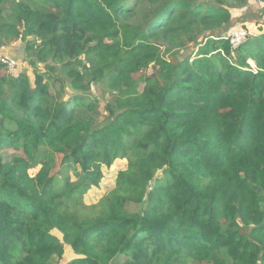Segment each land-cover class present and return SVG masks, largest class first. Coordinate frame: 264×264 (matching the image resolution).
Returning a JSON list of instances; mask_svg holds the SVG:
<instances>
[{
	"label": "trees",
	"instance_id": "16d2710c",
	"mask_svg": "<svg viewBox=\"0 0 264 264\" xmlns=\"http://www.w3.org/2000/svg\"><path fill=\"white\" fill-rule=\"evenodd\" d=\"M230 23L226 0H0L61 82L0 73V264H264V32L233 50Z\"/></svg>",
	"mask_w": 264,
	"mask_h": 264
},
{
	"label": "rangeland",
	"instance_id": "374dc122",
	"mask_svg": "<svg viewBox=\"0 0 264 264\" xmlns=\"http://www.w3.org/2000/svg\"><path fill=\"white\" fill-rule=\"evenodd\" d=\"M226 6L232 12V24L230 23L226 30L228 37L231 33L237 32L238 29H232V27H241V30L245 32V38L252 35V30L255 32L262 34L264 32V0H246L245 4H240L238 0H226ZM232 25V27H230ZM250 28V29H249ZM249 30V31H248ZM20 37H17L14 41L6 40L0 36V46H6L9 48V53L12 56L17 57L18 60L23 62L24 65V72L28 73L29 80L31 84L34 83V74L33 71H37L42 73L47 79L49 78L50 84H53L54 90L59 89L61 82L52 81L51 74L44 69V63L38 62L37 67H32L30 60L32 57H35L36 48L38 47V41L34 38H27V42L21 39L18 40ZM22 40V41H21ZM15 42V43H14ZM201 42V38H198V42ZM13 44V45H12ZM231 46V45H230ZM27 47L29 51L27 52ZM197 50V44H188L184 49L177 51V58H183L186 56L193 57ZM163 52L165 50L163 49ZM252 65V63L250 62ZM87 74L91 72L92 66L90 63H87ZM153 71V67H149L147 73ZM0 73L5 75L4 69L1 67ZM49 76V77H47ZM90 95L92 98H96L98 101V109L100 112L99 120H103L105 115L107 114L105 109L107 105L111 104L113 92L108 89V87L101 83V84H91L90 87ZM126 166V160L124 159H116L112 165L109 167H102V178L100 179L99 183L95 187H91L83 194V203L85 205H94L99 202V200L104 197L108 192L114 187L115 179L117 173L120 170H123ZM35 169H30L29 173H35ZM71 175V180H74V176L72 172L69 173ZM139 205H130L129 210L131 211H138L140 210ZM59 237L60 234L56 233ZM74 254L71 252V249L68 245H64V254L62 258H57L56 256L52 257L49 261V264H65L68 261H71L74 258Z\"/></svg>",
	"mask_w": 264,
	"mask_h": 264
},
{
	"label": "built area",
	"instance_id": "2783aa9c",
	"mask_svg": "<svg viewBox=\"0 0 264 264\" xmlns=\"http://www.w3.org/2000/svg\"><path fill=\"white\" fill-rule=\"evenodd\" d=\"M236 31L237 32L231 33L228 37H225L233 50L237 49L246 41L245 32H243V30ZM18 40H20V38ZM8 50V47L3 45L0 46V66L4 69L6 75L11 78H17L24 73V65L22 61L12 56Z\"/></svg>",
	"mask_w": 264,
	"mask_h": 264
},
{
	"label": "crops",
	"instance_id": "0c3cea01",
	"mask_svg": "<svg viewBox=\"0 0 264 264\" xmlns=\"http://www.w3.org/2000/svg\"><path fill=\"white\" fill-rule=\"evenodd\" d=\"M11 53V52H10ZM12 54V53H11Z\"/></svg>",
	"mask_w": 264,
	"mask_h": 264
}]
</instances>
